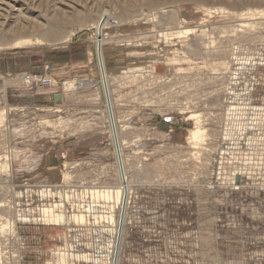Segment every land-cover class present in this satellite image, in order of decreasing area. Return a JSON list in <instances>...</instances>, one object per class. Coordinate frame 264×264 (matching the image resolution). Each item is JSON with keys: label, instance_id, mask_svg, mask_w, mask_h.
I'll return each instance as SVG.
<instances>
[{"label": "rangeland", "instance_id": "1", "mask_svg": "<svg viewBox=\"0 0 264 264\" xmlns=\"http://www.w3.org/2000/svg\"><path fill=\"white\" fill-rule=\"evenodd\" d=\"M2 143L0 264H264V0H0Z\"/></svg>", "mask_w": 264, "mask_h": 264}, {"label": "bare ground", "instance_id": "2", "mask_svg": "<svg viewBox=\"0 0 264 264\" xmlns=\"http://www.w3.org/2000/svg\"><path fill=\"white\" fill-rule=\"evenodd\" d=\"M62 21H64V20H60V23H63ZM106 24H107V13L105 11V12H103L100 15V17L95 22V24L91 25V28L93 30H95L94 34L96 33V40H95L96 41V46H97L96 53H97V62H98V67H99V79H100V80H97L98 81L97 84L99 85L97 87V89L99 91L98 92L99 95L101 94L104 97V100H105L104 111L106 112L105 113L106 114V121H107V125L109 127V131H110V134H111L110 135L111 145L113 146L114 149H116L115 151H116V154H117L116 155L117 156V158H116L117 161L116 162H117V168H118L117 170H118L119 184L117 185V190L116 191H117V196H118L117 200H118V203H119V210H120V208L121 209L122 208L123 209L126 208V203H127V198H128L127 195L129 193V187H128L129 185H128V182H127V179H126V172H125V168H124L123 156H122V151H121L122 148L120 147V145H121L120 137H119V134L117 132V125H116V120H115V115H114V110H113L114 109L113 108L114 104H113V102L111 100V89H110V83H109L110 80L108 78V73H107L106 68H105L104 57H103V54H102V43H103L102 29H103V27ZM47 35H48V37H53V36H55V33L52 30H50V28H49V31L47 32ZM203 132H204V129H202L201 127H196L193 131L190 132L188 139L191 140L192 143L196 142L197 140H201L202 139L201 137L203 136ZM191 142L188 141V143H191ZM124 192H125V194H124ZM51 215H52V213H51ZM53 218L55 220H59L60 221L63 218V215L62 214L61 215L57 214V215H54ZM73 218L77 222H83L84 221V217H83L82 214L81 215H79V214L78 215H74ZM117 219H118V217H117ZM121 219H123V218H121ZM123 222H124V220H123ZM116 228H115L116 235H117V231H118L119 232L118 233L119 237H121L122 226H121V228H119V230L116 229ZM118 239H120V238H118ZM116 262H117V259H116V256H115L114 260L111 259L110 263L111 264H116Z\"/></svg>", "mask_w": 264, "mask_h": 264}, {"label": "built area", "instance_id": "3", "mask_svg": "<svg viewBox=\"0 0 264 264\" xmlns=\"http://www.w3.org/2000/svg\"><path fill=\"white\" fill-rule=\"evenodd\" d=\"M108 24L114 25V24H116V20L113 18H108ZM104 34L106 35L105 32H104ZM95 37H96V35L94 34V38ZM95 48L97 49L96 41H95ZM18 80L23 85H25L27 87H31V86L51 87L55 83V80L52 76L51 68L49 65L43 66V73L27 72V73L20 75ZM7 146H8V144H6V143H2L0 145L1 148H7ZM5 161L6 160L3 159V162H5ZM20 246H21V244L19 242L16 243L13 246L12 253H6V259L7 260H13L15 258H18L19 252H17V250H20Z\"/></svg>", "mask_w": 264, "mask_h": 264}, {"label": "crops", "instance_id": "4", "mask_svg": "<svg viewBox=\"0 0 264 264\" xmlns=\"http://www.w3.org/2000/svg\"><path fill=\"white\" fill-rule=\"evenodd\" d=\"M25 65L26 66L23 68V70H29L30 72H36V73L42 72L41 66H33L32 64L29 63V60H28V63H25ZM21 69H19V70H21Z\"/></svg>", "mask_w": 264, "mask_h": 264}]
</instances>
